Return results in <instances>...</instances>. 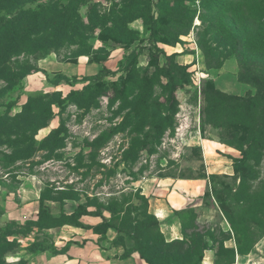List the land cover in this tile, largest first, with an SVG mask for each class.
I'll return each instance as SVG.
<instances>
[{
  "label": "rangeland",
  "instance_id": "rangeland-1",
  "mask_svg": "<svg viewBox=\"0 0 264 264\" xmlns=\"http://www.w3.org/2000/svg\"><path fill=\"white\" fill-rule=\"evenodd\" d=\"M143 1L145 0H86L78 6L82 19L89 24L84 30L85 42L77 38L79 43L72 44L68 40L58 48H50L47 53L40 51L32 55H21L13 61L16 65L18 61L29 58L38 66L44 58L73 63L69 59L85 49L94 52L97 57H103L109 52L104 63H98L96 68L80 65L65 72L71 76H68L70 84L64 78V72L51 70L32 72L12 89L6 88L5 82L0 80V116L6 114L8 117V123L0 128V185L12 201L0 205V226L18 233L17 242L20 245L6 255L9 264H28L26 257L31 252L23 246L25 242H22V238L35 235L34 223L38 217L33 218L35 211L31 208L27 209L29 212L26 209L24 211V200L18 192V188L25 183L28 185L29 181H33L38 190L53 191V197L62 195L56 194V189L71 186L80 191L83 202H86L87 196L99 194L104 205L118 201L125 204L124 208L131 206L134 217L137 212L146 209L145 202L135 195L137 190L144 194L137 184L139 179L167 175L203 177L205 152L202 146L214 154L216 152L213 147L220 146L232 151L236 156L222 151H218L216 156L218 161L232 165L234 175L227 176L224 172L229 169L224 167L223 162H218L219 173L212 176L208 186L209 195L205 197L206 205L216 209V216L209 220L202 210L188 206L178 211L180 222L183 220L187 223L189 237L193 233H199L198 239L203 241L201 246L208 244V248L204 250L203 264H211V261L215 264L217 259L222 262L232 260L233 253L225 250L226 247L231 248L229 245L236 249V258L229 264H239L236 234L224 214V208L243 222L239 227L244 247L255 245L249 253H239L246 257L245 264H264V148L259 162L251 160L249 165L242 167L245 183L241 187L240 174L234 170V157L241 158L242 152L225 142L239 138L232 136L230 127L209 121L218 100L213 91L242 98L256 93L253 85L240 80L237 58L229 54L230 46L225 40L229 35L234 36L240 32L244 37L243 47L248 53L264 54V41L260 36V26L264 24V5L252 4V0L248 3L245 0H229L222 12H216L207 1L205 5H197V12L202 14L201 17L198 13L193 16L189 32L177 36L176 33L185 28L178 26L177 22L182 18L186 23L193 15L191 1L171 0L169 7L175 9L170 10L159 7L166 6V0H150L151 14L154 17L161 15L158 24L159 38L166 43L151 41L150 30L144 25L145 19L142 17L127 23L135 37L129 46L112 39H102L105 36L101 34L102 30L113 25L110 20L115 18L114 15L124 11L128 4H133V9L138 10L142 6L135 3ZM67 2L68 0H20V7L26 9L46 3H58L62 8ZM16 13H5V16L11 17ZM203 17L206 19L204 22ZM197 18L199 23H196ZM104 19H108L107 25L102 22ZM116 23L119 24L116 29L124 34L123 26L120 22ZM129 39L130 37L125 41ZM210 49H215L213 53H217L216 62L229 56L222 67L209 66L208 63L215 62L207 53ZM133 50L136 56L127 59ZM88 58V55H81L78 59L81 63L88 64ZM229 59L232 61H227ZM78 69L77 76L71 74ZM169 75L172 78H168ZM150 80L154 82L153 86ZM175 84L178 88L174 90L172 86ZM85 87L88 91L81 97L84 101L79 99L77 102L71 97L73 90L82 91ZM55 91L58 94L54 98L61 97L65 101L60 105H52L53 116L49 125L44 127L48 130L43 132L40 129L36 141H41L53 128L64 123V147L53 151L40 149L26 160L8 161L6 155L25 148L24 144L18 143V139L23 133H29L26 121L30 116L18 114L29 95ZM172 92L178 102L174 109V123L165 127L161 135H157L159 115L164 111L161 105L166 103ZM92 99L94 102L90 104ZM100 135L105 136L100 146H90ZM239 187L242 191L240 195H235ZM47 208L57 213L56 217H61L57 207L48 205ZM23 211L26 213L21 220H14ZM104 213H107L106 217H111L109 211ZM27 232V235L22 234ZM35 233L38 238L51 237L46 230L40 229ZM124 236L126 243L133 246L135 242L127 235ZM14 238L15 236H11L10 240ZM187 248L188 245H183L182 252ZM252 257L256 260H251Z\"/></svg>",
  "mask_w": 264,
  "mask_h": 264
},
{
  "label": "trees",
  "instance_id": "trees-1",
  "mask_svg": "<svg viewBox=\"0 0 264 264\" xmlns=\"http://www.w3.org/2000/svg\"><path fill=\"white\" fill-rule=\"evenodd\" d=\"M84 1L86 0H68L67 4L62 8L59 7L58 3H46L38 5L35 8L25 9L20 7V0H0V80L5 82L6 88H15L19 81L28 74L41 70V68L34 64L29 58L22 61L20 60L15 65L13 61L18 59L21 55H32L40 51L47 53L50 48H58L61 43L68 40L71 41L72 44H77L79 43L77 38H79L81 42H85L84 30L89 24L85 23L78 11L79 4ZM190 1L193 15L186 23L182 18L180 22H177L178 26L185 27L183 31H178L176 33L177 36L186 35L189 32L193 16H196L198 13L195 0ZM207 1L210 2L209 6H212L213 10L222 12L225 4L229 0H202L201 5H205ZM248 1L249 0H245L244 2L248 3ZM166 2V6L160 5L159 7H167L170 8V10L175 9L169 7V2H171V0H166ZM258 3L264 5V0H252V4L256 5ZM135 4H139L142 7H139L138 10H134L133 4H128L124 11L114 15L115 18L110 20L113 25L105 27L102 30L101 34L105 35L102 39H112L116 42H123L129 46L135 37L133 36L134 31L127 27V23L142 17L145 19L144 25L150 30L149 38L151 41L155 43L165 42L163 39L159 38L158 24L161 15L159 14L158 17H154L153 14H151L152 2L150 0H145ZM2 11H4V13L1 14ZM13 12L17 13L11 17L5 16V13ZM201 14V12L198 13V16L201 17ZM202 19L203 22L204 20L206 21L204 17ZM92 20L91 18V21ZM107 21L108 19H104L102 22L107 25ZM116 22H120L123 26L124 34L116 29L117 25H119ZM260 36L264 41V24L260 26ZM129 37L130 39L125 41ZM142 40L144 39H141V41ZM225 41V43L230 46V50L228 51L229 54L235 55L237 58L240 68V80L256 88V93L254 95H249L247 98L233 96L221 91H213L218 97V100L209 116L210 122L219 124V126L230 127V130L233 132L232 136L239 138L238 140L235 139L234 141L225 142L242 152L241 158L234 157V170L236 173L240 174V186L242 187V184L245 183L241 171L242 167L249 165L251 160L259 162L262 156V149L264 148V54L253 55L248 53L243 47L244 37L240 32L235 33L234 36L229 35ZM214 50L215 49H210L207 51L210 58L212 57L215 61L213 64H208L210 67H222L224 61L228 59L229 56H226L221 62H216L217 53H213ZM94 54V52L85 49L72 58L70 57L71 59H69V61L78 63L79 56L88 55L90 62L104 63L108 58L109 52L107 51L103 57H97L94 56ZM135 56L136 53L133 50L132 53L127 56V59H131ZM170 77L172 78V75H169L168 78ZM64 78L69 80L67 83L70 82L68 76L64 75ZM150 82H152L153 86L154 82L152 80H150ZM167 87L170 88L169 86ZM177 88V84L172 86L174 90ZM87 91L88 88L85 87L82 91L73 90L70 94L71 97L73 96V98L79 102V99L81 101V97ZM57 94L58 91L31 93L29 95L28 100L22 106V111L18 114V116H23L24 114L30 116V119L26 121L29 125V133H23L18 139V143L24 144L25 148L6 155L8 161L26 160L40 149H49L53 151L64 147L63 134L66 131L64 123H61L59 127L53 128L41 141H36V135L39 130L49 125V120L53 116L52 105L54 103L60 105L65 101L61 97L54 98ZM82 100L84 101V98ZM93 100L94 99L90 100L89 103H93ZM177 105L176 95L172 92L168 95L166 103L161 105L164 111L159 115L160 127L158 128L157 135H161L165 127L174 123V109ZM163 112H166V114L163 115ZM6 123H8V117L6 114L1 115L0 128L5 126ZM104 137V135L96 137L93 142L90 143V146H100L103 139H105ZM142 143L146 145L145 141H142ZM80 162H82V158ZM241 187L236 189L235 195H240L242 191ZM56 191V194L62 193V195L53 197L52 194H54V192L46 189L41 192L38 219L36 223H34L39 230L63 226L65 224L82 226L84 223L80 220L81 216L87 214L98 215L103 217V221L95 226L94 229L101 233L102 237L106 235L109 228L117 230L118 235L115 239V243L125 248L123 253L125 257L129 256L134 251H138L140 256L145 259L148 264H203L204 250L208 248V244L206 243V245L203 244V246H201L203 241L198 239V236H200L199 233H193L189 237L187 234V223L182 220L183 238L167 241L164 233L161 231L158 218L153 213L149 212L148 197L139 190H137L135 195L145 202L146 209L137 212V215L134 217L132 216L133 211L131 206L124 208L125 204L118 201L109 202L107 205H104L103 201H100L98 195H94L93 197L87 196L86 202L79 203L73 213L66 214L62 211L61 217H56L55 214H52V212L48 210L47 201L53 200L64 203L67 199L81 200V193L77 188L69 186L67 189H56ZM208 195L209 189L207 188L205 197ZM90 206L96 209L89 210L88 208ZM106 210L111 213L110 218L103 214ZM223 211L235 231L238 253H249L252 251L255 245L250 244L244 247V243L240 239L241 229L239 226L242 225L243 222L237 220L228 210L223 208ZM48 221L50 223L46 224ZM196 228L197 226L195 229ZM28 233L29 232L22 234L27 235ZM17 235L18 233H15V231L0 226V264H9L6 260V255L17 246H20L17 242ZM124 235H127L128 238L135 242L133 246L126 243ZM11 236H15V238L10 240ZM189 243H191V245H189ZM183 245H188L184 253L182 252ZM27 249L34 254L50 249L57 251L51 244L38 239L30 243ZM225 250L233 253V259L227 262H222L217 259L215 264L233 263L236 258V249L234 247H226ZM239 264H241L240 260Z\"/></svg>",
  "mask_w": 264,
  "mask_h": 264
},
{
  "label": "crops",
  "instance_id": "crops-1",
  "mask_svg": "<svg viewBox=\"0 0 264 264\" xmlns=\"http://www.w3.org/2000/svg\"><path fill=\"white\" fill-rule=\"evenodd\" d=\"M227 61L230 62L232 60L229 59ZM87 62L88 64L81 63L79 60L78 63H63L44 58L39 62V67L42 71L51 70L65 73L73 70V66L87 65L90 66L91 69L99 66L96 62H90L89 58ZM78 73L79 69L78 71L71 72L74 76H77ZM66 75L70 76L68 74ZM46 130L48 129L43 128L40 131L46 132ZM202 149L203 152H205L203 155L205 159L203 177L184 178L168 175L162 177L153 176L139 179L137 182L139 187L143 190V193L149 199L150 212L158 218L161 231L169 241L176 238H183L182 225L177 212L185 207L189 206L202 210L206 213V217H208L209 220H212V218L216 216V209L213 206L208 207L205 203V193L209 184H211L212 176L219 173L220 166L217 165L218 162H223L224 167L229 169V171L224 172L227 176L234 175L232 165H228L222 160L218 161L216 156L218 155V151L236 156L233 155L232 151L223 149L220 146L212 148L215 150V154L213 151L209 152L205 150L203 146ZM22 178L23 176L21 179ZM18 192H20V196L24 200V211L25 209L27 211V209L31 208L33 212L35 211V216H33V218H37L42 189L38 190L35 184H33V181H29L28 185L25 183L18 188ZM7 198L9 200L5 201ZM10 198L11 197L7 194L6 190H4L3 186L0 185V205L1 203H12ZM46 203L50 207H57L59 210L58 213L64 211L66 214H71L79 203L84 202L82 200L67 199L64 203L53 200H49ZM88 209L94 210L92 206ZM24 211L18 214L14 220H21L22 216L26 213ZM27 212H29V210ZM51 212L52 214H57L53 211ZM207 213L209 215H207ZM103 214L107 216V213L103 212ZM80 220L84 223L82 226L65 224L63 226L43 229L50 234L51 237L49 236V239L47 237L38 238L36 236L35 232L39 231L38 227H35V231H33L35 235L23 237L22 242H25L23 246L28 247L30 243L38 239L51 244L57 249V251L46 250L36 254L30 253V255L26 257V259L29 260L28 264H148L147 261L140 256L138 251L132 252L129 256H123L125 248L115 243L117 231L114 228H109L104 237L94 229L95 226L103 221L102 216L87 214L81 216ZM229 246L233 247V245ZM242 257L244 256L238 253L237 262L240 260L241 264H245L246 257L243 259ZM251 260L256 259L252 257ZM204 264L206 263L204 262ZM211 264H213L212 261Z\"/></svg>",
  "mask_w": 264,
  "mask_h": 264
},
{
  "label": "built area",
  "instance_id": "built-area-1",
  "mask_svg": "<svg viewBox=\"0 0 264 264\" xmlns=\"http://www.w3.org/2000/svg\"><path fill=\"white\" fill-rule=\"evenodd\" d=\"M202 0H195L196 5H200Z\"/></svg>",
  "mask_w": 264,
  "mask_h": 264
},
{
  "label": "bare ground",
  "instance_id": "bare-ground-1",
  "mask_svg": "<svg viewBox=\"0 0 264 264\" xmlns=\"http://www.w3.org/2000/svg\"><path fill=\"white\" fill-rule=\"evenodd\" d=\"M199 22H200V20H199V18H197V19H196V23H199Z\"/></svg>",
  "mask_w": 264,
  "mask_h": 264
}]
</instances>
